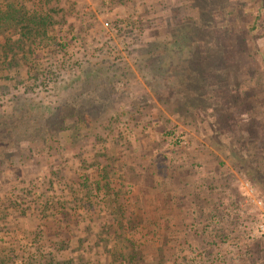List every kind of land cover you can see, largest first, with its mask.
Segmentation results:
<instances>
[{"label": "rangeland", "instance_id": "obj_1", "mask_svg": "<svg viewBox=\"0 0 264 264\" xmlns=\"http://www.w3.org/2000/svg\"><path fill=\"white\" fill-rule=\"evenodd\" d=\"M51 7L57 45L25 58L0 37V258L48 264L38 233L58 261L123 264L136 229L168 241L149 264H264L243 187L264 201V0Z\"/></svg>", "mask_w": 264, "mask_h": 264}, {"label": "trees", "instance_id": "obj_2", "mask_svg": "<svg viewBox=\"0 0 264 264\" xmlns=\"http://www.w3.org/2000/svg\"><path fill=\"white\" fill-rule=\"evenodd\" d=\"M56 1L57 0H0V37L4 39V45L1 49L4 48L3 50H5V53L10 52L14 56L21 53L26 58L27 55H33L35 52L49 46V44L57 45L55 25L58 22L54 21L52 13H55V8L53 9V7H51L52 3ZM59 11L62 10L59 9ZM197 32L198 31H193V29L191 31H186L185 29V31L181 32L183 37L178 41L176 40V42L186 43L189 38H191L190 34L193 35ZM83 124L87 125V123ZM263 160L264 159L260 160L262 164ZM13 204L16 205L15 202H13ZM153 223L154 221L148 224L153 227ZM118 228L121 229V227ZM41 232L42 234L44 233V231ZM124 233L126 234V231H124ZM129 234H131V238L123 236L121 237L122 240L120 243L118 242L119 244L115 245V251L117 253L115 261H118L120 255L123 264H149V259L156 261L157 255L161 253L162 248L168 245V241L166 238H162L160 233L155 236V241H157V243H155V241H152L153 243L150 241L149 243L148 241L138 243L137 240H144L142 236L139 238L134 237V235L138 234L136 229H132L128 235ZM39 238L40 234L36 233L33 242L35 252L31 255L32 258L40 254L45 255V259L47 262L49 261L48 264L72 263L69 261H58L60 255L63 256L68 254V251H66L63 245L54 241H48L47 245H42L39 242L40 240L38 241ZM46 249H49V251L45 254L44 250ZM12 254V258L7 259L10 264H13L15 258H17L16 252ZM0 264H5V260L2 257L0 258Z\"/></svg>", "mask_w": 264, "mask_h": 264}, {"label": "built area", "instance_id": "obj_3", "mask_svg": "<svg viewBox=\"0 0 264 264\" xmlns=\"http://www.w3.org/2000/svg\"><path fill=\"white\" fill-rule=\"evenodd\" d=\"M104 28L108 31L109 34L118 33V29L114 27L112 23L106 22L104 24ZM184 138L180 139L179 142L184 144ZM243 187L246 189L248 193V206L253 208V210L258 211L260 213V222L258 225V232L264 234V201L257 199L254 195V190H252L248 183L243 184Z\"/></svg>", "mask_w": 264, "mask_h": 264}, {"label": "crops", "instance_id": "obj_4", "mask_svg": "<svg viewBox=\"0 0 264 264\" xmlns=\"http://www.w3.org/2000/svg\"><path fill=\"white\" fill-rule=\"evenodd\" d=\"M162 189L163 190H166L167 189V185H166V187H165V185H163V187H162ZM155 196H156V198L157 199H164V197H163V195L162 194H155ZM183 199L181 196L180 197H177L176 199ZM167 199H169L170 200V198L168 197ZM173 207V215H175L176 216V213H178V215H180L181 213H182V211H181V208H179L178 206H172Z\"/></svg>", "mask_w": 264, "mask_h": 264}]
</instances>
